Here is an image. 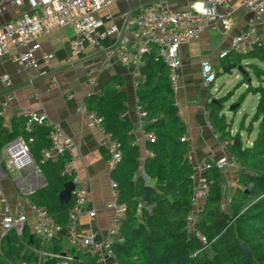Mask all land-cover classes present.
Listing matches in <instances>:
<instances>
[{"label":"trees","instance_id":"obj_1","mask_svg":"<svg viewBox=\"0 0 264 264\" xmlns=\"http://www.w3.org/2000/svg\"><path fill=\"white\" fill-rule=\"evenodd\" d=\"M247 59L264 62V49L255 46L246 53L236 54L233 59L234 65L241 66L243 80L248 78L246 69L249 68L262 82L263 69L253 63L241 65ZM140 73L143 80L138 84L136 96L147 117L153 119L146 129L155 136L153 142L146 143L152 155L147 156L142 165L144 174L154 182L145 202L151 206L150 213L137 207L142 200L144 182L138 172V147L131 144L132 125L121 117L126 110L125 94L106 84L98 95L92 94L84 100L86 110L100 116L105 131L120 143V160L110 172L112 180L117 183V203L125 206L119 224V238L111 244L116 264H264V87L246 83L245 92L237 100L240 103L247 93L258 95L248 124L244 126L243 121L240 124L248 134L256 125L255 136L249 145L241 142L239 132L231 134L230 126L221 114L222 103L229 94L219 99L218 104H209L211 126L227 141L237 165L238 186L227 208H222L221 172L214 165L209 167L205 172L207 196L194 213L191 229L187 217L192 210L193 171L185 158L187 145L179 140L185 133V126L174 105L167 70L159 61L146 59ZM2 119L0 115V148L14 138H22L28 143L30 154L46 179L45 187L29 195L30 202L45 208L54 223L64 227L68 210L73 205V199L68 203H61L58 199V193L69 179L61 175L67 156L41 161L40 151L50 145L48 128L35 125L28 132L23 128L24 116L13 118L9 127L2 125ZM30 137L32 141L28 142ZM194 230L205 237L206 248L202 247ZM241 242L246 251L240 248ZM42 247L40 238L27 228L21 241L10 232L8 239L1 244L0 264H18L21 260L36 264L31 248ZM48 251L60 252L58 240ZM72 254L79 260L72 264H97L87 253L77 250ZM54 261V258H47L42 264Z\"/></svg>","mask_w":264,"mask_h":264},{"label":"crops","instance_id":"obj_2","mask_svg":"<svg viewBox=\"0 0 264 264\" xmlns=\"http://www.w3.org/2000/svg\"><path fill=\"white\" fill-rule=\"evenodd\" d=\"M157 1L163 2L170 9H183L193 2L203 0H120L100 10L96 17L103 19L106 15H110V19L105 21L104 27H116L119 32L125 34L129 46H134V29L127 23V16L133 15L142 7ZM226 1L227 5L236 7L229 29L226 30L220 22H212L204 28L197 40L179 46L178 58L180 65L177 69L173 98L177 113L185 126V133L182 135L185 137L183 142L187 145L185 158H187L191 167L203 161H215L222 157L233 163L230 167L219 169L221 172L222 204L228 205L230 197L238 186L237 165L233 161L227 144H224L225 140L220 137L218 132L214 131L212 126L207 124L210 123L208 114L211 107L209 104H218V100L224 96L216 98L212 95L210 87L214 82L206 87L201 76V62L204 60L212 62L215 77L220 71L227 72L226 68L228 67H230V70H238V67H241L234 65L233 59L239 53L230 51L229 43L234 35L245 29L251 18V13L239 7L238 0ZM219 10L223 11L224 6ZM17 14L18 11L13 6L8 5L0 15V23L15 18ZM259 29L260 26L257 25L256 30L259 31ZM73 37L74 31L70 27L58 28L49 34L38 37L40 49L35 52V56L39 59V65L36 70V77L32 81H29L25 71L16 70L9 56L0 61V77L4 74L10 77V91L13 97L0 115L3 118L2 125L9 127L12 119L23 116V112L26 110L44 114L47 119L58 123L64 134L72 139L73 148L70 153L73 160L72 176H67L66 178L69 179L66 182L72 181V178H74L79 184H84L87 188L86 201L76 218V231L79 234H93L95 240L101 241L106 236L113 215V209L107 207L112 195L110 172L113 168L109 164L108 154L100 144L105 139L106 134L99 125H87L84 100L92 94L98 95L106 84L113 85L116 90L125 94L124 104L126 110L121 114V117L128 119L132 125L133 139L131 144L138 147V172L143 179V162L147 156L152 155V152L146 147V143L149 141L145 138V134L152 132L146 129V125L150 123L149 119L152 118H140L138 116L135 109L136 101H138L136 90L138 84L143 80L140 68L145 64L146 59L156 61L154 58L157 49L153 48L150 53L144 56V64L142 65L136 64L131 57L126 63L113 62L106 66L100 58L99 51L100 49H108L117 43V32L101 39L100 49L91 44H86L79 55L72 54L67 46L68 41ZM261 48L264 49V38L262 39ZM222 51H226L223 56L220 55ZM43 53H51L53 57L48 62H43L40 59ZM66 59H70L71 63L66 62ZM250 61L253 60H243L241 65L245 66ZM161 65L164 66L162 63ZM165 69L167 70L166 67ZM246 70L248 72L247 81L251 84L250 72L252 73V71L250 69L249 71ZM238 71H241V69ZM252 75L256 79L253 73ZM51 78H55L56 82L52 83ZM256 81L258 85H262V82L257 79ZM244 84L246 83L244 82ZM6 89V86L0 82V102L4 99ZM221 89L219 87L216 93ZM228 94V98L222 103L221 114L224 115L226 123L230 126L231 134L240 133V124L242 121L244 124L247 113L243 115L238 129L235 131L232 129V122L248 93L240 103H237V99L229 107L230 110H234L229 121L223 110L227 100H231L234 95H232V92ZM256 103L252 107L253 113ZM101 126L103 127L102 124ZM255 133L256 125H254V129L250 134L247 133L244 141L241 139V142L249 145ZM108 134L110 135V133ZM216 134H219V136ZM109 138L113 139L111 135ZM149 151L151 152L150 155L148 154ZM66 156L68 158L69 154ZM19 174L24 179L23 194H20L14 183V178ZM143 182L144 186L150 185V187H153V181L148 179L145 182L143 179ZM0 186L11 209L20 210L28 217L27 229L31 232L30 228L34 213L28 204L22 202L20 197L25 196L30 202L29 195L46 186L44 175L38 168L26 172L7 169V177L0 179ZM71 199H73L72 193ZM203 202L200 200L197 207L200 208ZM88 211H93L94 216H88ZM64 227H61L62 229L55 233L52 240L45 244L46 250L56 240L59 242L60 252L67 248L68 241ZM107 261L110 264H116L114 258H109Z\"/></svg>","mask_w":264,"mask_h":264},{"label":"built area","instance_id":"obj_3","mask_svg":"<svg viewBox=\"0 0 264 264\" xmlns=\"http://www.w3.org/2000/svg\"><path fill=\"white\" fill-rule=\"evenodd\" d=\"M118 1L120 0H0V15L8 5L18 11L15 18L0 23V61L9 56L16 70L25 71L29 81H32L36 77L39 65V59L35 56V52L40 49L39 36L49 34L58 28L70 27L74 31V37L68 41L67 46L72 54L79 55L86 44L100 49V40L117 32V43L108 49L99 51L104 65L107 66L113 62L126 63L131 57L136 64L142 65L144 56L156 48L157 53L154 59L167 68L168 80L174 90L177 69L180 65L179 46L197 40L204 28L212 22H220L226 30L229 29L236 11V7L227 5L226 0L197 1L183 9H170L161 1L153 2L142 7L137 13L127 16V23L134 29L135 42L134 46H129L125 34L119 32L116 27H104V23L110 19V15H106L103 19L96 17L100 10ZM222 6H224V10L220 11ZM238 6L249 11L251 18L245 29L230 39L229 50L245 53L253 46H262L264 0H238ZM257 25L260 26L259 31L256 30ZM225 54L226 51L220 53L221 56ZM52 57L51 53H43L40 59L43 62H48ZM66 62L71 63V60L66 59ZM201 76L206 87L215 81L216 77L210 60L201 62ZM51 81L55 83L56 79L51 78ZM0 82L7 88L4 99L0 102L1 113L13 97L10 91V77L4 74L0 77ZM135 109L140 118L147 117V113L139 101H136ZM84 113L88 126L99 125L106 134L100 144L108 154L109 164L113 168L120 160V143L109 138L110 135L101 126L102 118L100 116L94 111L85 109ZM23 116L25 131L30 132L35 125H44L48 128L47 137L50 146L40 151L41 161L55 160L58 156L69 154L61 170V175L72 176L73 160L70 157L73 148L72 139L64 134L58 123L47 119L44 114L26 110L23 112ZM152 121L153 119H149V122ZM207 124L211 126L209 122ZM216 135L219 136V134ZM145 136L149 142L154 141L155 136L152 132H148ZM184 140L185 137L182 136L180 141ZM31 141L30 137L28 142ZM224 144H227L226 140ZM148 154L150 155L151 152L149 151ZM212 165L221 169L230 167L233 163L222 157L215 161H203L193 165L191 175L193 181L192 210L187 217L191 229H193L194 213L199 209L198 202L204 201L207 196L208 183L205 172ZM7 169L20 172L37 170V164L30 154L28 143L20 137L10 140L0 148V179L7 177ZM143 179L145 182L148 181L144 174ZM72 182L74 183L73 205L68 210L67 224L64 227L68 244L64 251L58 253L46 250L45 244L49 243L55 233L62 228L54 223L45 208L29 202L25 196L20 195L22 202L28 204L34 213L30 228L31 234L39 237L41 247L43 246L40 249L31 248L36 264H42L47 258L55 259L51 264H72L74 261H79L75 254L69 252V249L73 248L91 255L97 264H110L107 259L113 258L111 244L116 238H119V224L125 213L124 204L117 203V183L110 180L112 195L107 207L113 209L111 224L106 236L101 241H97L93 234H79L76 231V218L86 201L87 188L74 178H72ZM14 183L20 194H23L24 179L21 174L14 178ZM137 207L148 213L151 212V206L142 200ZM226 207L227 205L222 204V208ZM88 216H94V212L88 211ZM28 222V217L22 211L11 209L0 186V254L2 253L1 244L10 232H13L18 241H21L22 233L28 227ZM193 233L202 247L206 248L208 242L205 237L195 230ZM18 264H26V262L21 260Z\"/></svg>","mask_w":264,"mask_h":264},{"label":"rangeland","instance_id":"obj_4","mask_svg":"<svg viewBox=\"0 0 264 264\" xmlns=\"http://www.w3.org/2000/svg\"><path fill=\"white\" fill-rule=\"evenodd\" d=\"M250 63L255 64L257 67L264 69V62L253 60L250 61ZM249 71V68H247ZM250 82L252 86H256L257 81L253 77L252 73L250 72ZM248 83L247 79L243 80V73L241 71H238L237 69H231L230 72H223L220 71L219 74L216 76V80L210 87L211 94L214 95L216 98H220L225 96L226 94L232 92L233 98L228 99L225 103V108L223 110L227 120L229 121L231 119V114H233L234 110H230L229 107L234 103L240 94L245 92V84ZM262 86L264 87V80L262 81ZM221 87L222 89L216 93V90ZM234 93V94H233ZM257 94L248 93L245 100L242 102V104L239 107V112H237L233 118L232 122V129L233 131L237 130L239 127L240 120L242 119L243 115L247 113L246 120L244 121V126L247 125L251 115L253 114L252 107L255 105L257 101ZM234 106V105H233ZM241 133V139L244 141L247 137V132L245 128H240ZM254 136V135H253ZM14 174V173H12ZM77 249L73 248L72 252H76Z\"/></svg>","mask_w":264,"mask_h":264},{"label":"water","instance_id":"obj_5","mask_svg":"<svg viewBox=\"0 0 264 264\" xmlns=\"http://www.w3.org/2000/svg\"><path fill=\"white\" fill-rule=\"evenodd\" d=\"M240 69H241V67H238V70H240ZM226 71L229 72L230 67L226 68ZM73 189H74V183L72 181L66 182L63 185L62 190L58 194L59 201L61 203H68L71 199V193H72ZM150 189H151L150 185H145L143 187L142 201L146 202L148 200ZM31 238H32V235H30L29 239L31 240ZM6 239H8V237H6ZM239 245H240L241 249L246 251V247H245L243 242H241Z\"/></svg>","mask_w":264,"mask_h":264}]
</instances>
